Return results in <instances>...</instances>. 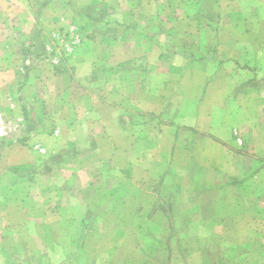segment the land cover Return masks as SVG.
<instances>
[{
  "label": "rangeland",
  "instance_id": "374dc122",
  "mask_svg": "<svg viewBox=\"0 0 264 264\" xmlns=\"http://www.w3.org/2000/svg\"><path fill=\"white\" fill-rule=\"evenodd\" d=\"M0 264H264V0H0Z\"/></svg>",
  "mask_w": 264,
  "mask_h": 264
}]
</instances>
